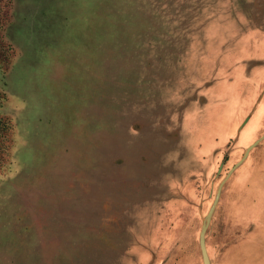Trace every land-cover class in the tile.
<instances>
[{"label": "rangeland", "instance_id": "374dc122", "mask_svg": "<svg viewBox=\"0 0 264 264\" xmlns=\"http://www.w3.org/2000/svg\"><path fill=\"white\" fill-rule=\"evenodd\" d=\"M250 28L264 33V0H0V264H142L136 244L144 264H215L246 168L258 176L238 216L264 206V117L238 144L264 102V57L232 66L258 73L251 108L202 152L220 61ZM261 222L238 264H264Z\"/></svg>", "mask_w": 264, "mask_h": 264}, {"label": "crops", "instance_id": "0c3cea01", "mask_svg": "<svg viewBox=\"0 0 264 264\" xmlns=\"http://www.w3.org/2000/svg\"><path fill=\"white\" fill-rule=\"evenodd\" d=\"M239 37L244 38L235 44L236 47H233L228 52V54L224 56L223 60L220 61H223L221 63V68L218 67L219 74L221 75V81L217 85L215 101L211 102L209 109L204 114V117L209 121L207 126L203 127L206 129V132L204 133L205 136L202 151L205 154L210 152L215 146L221 148L224 146L229 137L233 135L239 121L241 120L242 114L244 113L243 109L247 113V111L251 108L250 104L253 102L252 99V102L246 104L253 96V80H255L258 73L253 72L251 74L252 76L248 80L244 76L242 64H239V66L235 68H232V66L242 58H248L252 56L264 57V33L257 31L254 28H250L248 31L240 32ZM228 76H232V79L227 80ZM262 106L264 108V102L256 106L255 110L250 116V118H253L249 121L246 127H242L241 131L244 128L245 129L240 133V137L238 138L239 145H248L251 143L254 139L253 137L257 127H260L263 124L262 118L264 116H261L259 120L254 118L257 117L258 113L261 111ZM234 160L235 158L233 157L230 163H232ZM213 165L214 164L212 163L208 170H206L205 164L199 161V165L193 173L196 174L199 179L202 177L206 178L209 176ZM244 167H246V165H241L239 171L243 170ZM254 176L255 175L252 173V170L246 168V170L239 176L237 181L233 183L234 195L230 197L232 207L227 208L230 210H227L229 214L224 216L223 219L224 223L222 224L225 225V228H223L222 234L218 237L220 246H218L217 249L216 247L212 246V249L216 254H212L210 257L215 260V264H238L239 250L242 245L248 242L249 235L252 233L254 236H260L261 234L263 235V233H261L262 229L256 227L257 224L262 225L263 222L261 221L264 220V206L261 203L260 205L253 204L254 206L250 209L248 214L244 212V217L247 219V221L249 220L248 222L241 220L237 212L238 206L242 204L240 200H244L243 195L246 193L249 194L251 190V194L255 193L254 189L258 175L256 177ZM250 179H252V183L250 186H248ZM263 181L264 177L258 182L259 185L262 184ZM195 184L196 182L192 180L181 184L180 187L184 192V195L189 197L193 196L195 194ZM260 189L262 188H259V190ZM179 199L181 205H179V210L176 212L171 222H175L183 211L184 202L181 198ZM254 202L255 200L252 198V203ZM246 224L249 226V229H247L248 231L242 233V228ZM239 231H241V234L238 235ZM157 239L158 238L155 235L151 238V241H156ZM231 240H236V242L239 241L240 245H236L235 247L233 246L232 249L229 250V247L224 245V242ZM134 247L135 248L133 251L136 253L138 260L144 264L147 255L146 249L143 248L142 251H140V247L137 244ZM214 255L218 258H216Z\"/></svg>", "mask_w": 264, "mask_h": 264}, {"label": "water", "instance_id": "95a60500", "mask_svg": "<svg viewBox=\"0 0 264 264\" xmlns=\"http://www.w3.org/2000/svg\"><path fill=\"white\" fill-rule=\"evenodd\" d=\"M201 249H202V253H203L205 259L207 260V253H206V250H205V245L203 243V239H202Z\"/></svg>", "mask_w": 264, "mask_h": 264}, {"label": "trees", "instance_id": "16d2710c", "mask_svg": "<svg viewBox=\"0 0 264 264\" xmlns=\"http://www.w3.org/2000/svg\"><path fill=\"white\" fill-rule=\"evenodd\" d=\"M0 125L2 126V127H6V123L5 122H1L0 121ZM3 161L0 159V170L2 169V166H3Z\"/></svg>", "mask_w": 264, "mask_h": 264}]
</instances>
